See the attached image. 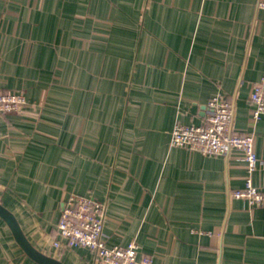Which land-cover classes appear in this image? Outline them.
Instances as JSON below:
<instances>
[{
	"label": "crops",
	"instance_id": "crops-1",
	"mask_svg": "<svg viewBox=\"0 0 264 264\" xmlns=\"http://www.w3.org/2000/svg\"><path fill=\"white\" fill-rule=\"evenodd\" d=\"M259 0H0V92L27 99L0 117V205L38 253L56 248L69 195L106 206L109 247L139 246L152 264H264V204L234 197L243 153L171 146L224 94L234 130L254 133L264 194V116L249 101L264 75ZM0 264H40L0 216Z\"/></svg>",
	"mask_w": 264,
	"mask_h": 264
},
{
	"label": "built area",
	"instance_id": "built-area-1",
	"mask_svg": "<svg viewBox=\"0 0 264 264\" xmlns=\"http://www.w3.org/2000/svg\"><path fill=\"white\" fill-rule=\"evenodd\" d=\"M264 10V0L257 3ZM251 116L257 123L264 116V75L252 86L249 97ZM27 104L21 93L0 92V117L21 114ZM236 108L224 94L218 93L208 103L206 120L200 125H179L171 133V146L188 148L210 156H226L231 151L243 153L247 178L245 187L234 192V197L246 200L251 207L264 204V194L254 186L252 175L258 169L254 133L234 130ZM106 206L93 196L71 194L58 222V231L63 241L54 243L56 248H86L95 254L100 264H152L149 256H141L136 242L126 247H109L106 244L104 223Z\"/></svg>",
	"mask_w": 264,
	"mask_h": 264
},
{
	"label": "water",
	"instance_id": "water-1",
	"mask_svg": "<svg viewBox=\"0 0 264 264\" xmlns=\"http://www.w3.org/2000/svg\"><path fill=\"white\" fill-rule=\"evenodd\" d=\"M0 216L6 220V222L10 225L11 229L13 230L17 240L21 244V246L24 248V250L27 252V254L37 261L40 264H61L60 262L46 257L40 253H38L36 250H34L30 244L26 241L24 238L15 218L13 215L7 211L3 206L0 205Z\"/></svg>",
	"mask_w": 264,
	"mask_h": 264
}]
</instances>
